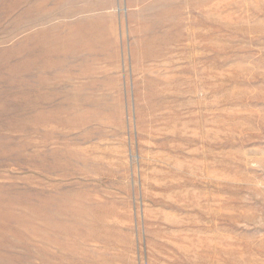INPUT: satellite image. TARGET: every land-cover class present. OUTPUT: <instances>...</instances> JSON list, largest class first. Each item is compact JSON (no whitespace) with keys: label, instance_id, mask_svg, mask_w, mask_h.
Listing matches in <instances>:
<instances>
[{"label":"rangeland","instance_id":"1","mask_svg":"<svg viewBox=\"0 0 264 264\" xmlns=\"http://www.w3.org/2000/svg\"><path fill=\"white\" fill-rule=\"evenodd\" d=\"M0 264H264V0H0Z\"/></svg>","mask_w":264,"mask_h":264},{"label":"bare ground","instance_id":"2","mask_svg":"<svg viewBox=\"0 0 264 264\" xmlns=\"http://www.w3.org/2000/svg\"><path fill=\"white\" fill-rule=\"evenodd\" d=\"M220 8V7H219ZM38 12V11H37ZM40 16V15H39ZM35 18V17H34ZM42 19V18H41ZM40 20V19H39ZM28 40V39H27ZM20 50V49H19ZM47 57V56H46Z\"/></svg>","mask_w":264,"mask_h":264}]
</instances>
